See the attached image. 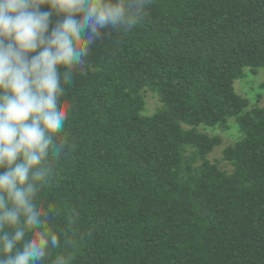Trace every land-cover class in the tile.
I'll return each mask as SVG.
<instances>
[{"label": "trees", "instance_id": "16d2710c", "mask_svg": "<svg viewBox=\"0 0 264 264\" xmlns=\"http://www.w3.org/2000/svg\"><path fill=\"white\" fill-rule=\"evenodd\" d=\"M91 48L66 87L65 147L42 197L64 234L53 256L264 264V104L235 86L264 68V0H153L135 31L105 28ZM148 89L161 102L150 115ZM231 120L229 171L209 157L222 137L201 128Z\"/></svg>", "mask_w": 264, "mask_h": 264}, {"label": "clouds", "instance_id": "9594fccd", "mask_svg": "<svg viewBox=\"0 0 264 264\" xmlns=\"http://www.w3.org/2000/svg\"><path fill=\"white\" fill-rule=\"evenodd\" d=\"M152 2L0 0V264H67L42 198L65 147L66 87L102 30L135 31Z\"/></svg>", "mask_w": 264, "mask_h": 264}, {"label": "rangeland", "instance_id": "374dc122", "mask_svg": "<svg viewBox=\"0 0 264 264\" xmlns=\"http://www.w3.org/2000/svg\"><path fill=\"white\" fill-rule=\"evenodd\" d=\"M85 70L84 65L81 67ZM236 90L241 95L249 98L251 104H264V68L252 72L249 69L245 70V75L236 81ZM146 106L144 113L150 115L155 112L161 105L158 95L153 90L145 91ZM202 131L209 134L220 135L223 139L222 145L216 147L209 155L213 161H218L220 166L226 170H231V164L223 160L222 150L226 145L234 143L241 137V132L237 123L234 120L230 121L228 128L222 127H202Z\"/></svg>", "mask_w": 264, "mask_h": 264}]
</instances>
